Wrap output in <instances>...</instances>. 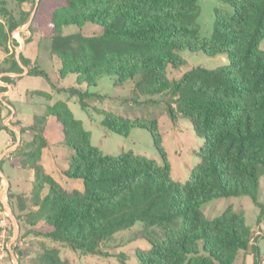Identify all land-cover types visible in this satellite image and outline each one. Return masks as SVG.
Segmentation results:
<instances>
[{"label": "trees", "instance_id": "1", "mask_svg": "<svg viewBox=\"0 0 264 264\" xmlns=\"http://www.w3.org/2000/svg\"><path fill=\"white\" fill-rule=\"evenodd\" d=\"M220 1L233 12L215 9L210 37L199 34L198 0L38 1L29 30L51 38L52 54L61 61L60 78L75 74L78 84L92 86L96 77L114 75L118 86L132 82L131 96L137 100L165 95L170 118H187L203 145L196 153L199 162L181 183L172 177L156 119L101 112V124L111 132L128 136L134 128L149 131L161 163L131 151L105 154L91 143V133L66 102L47 106L38 118L40 127L33 126V141L17 151L21 167L34 171L31 198L38 208L26 214L31 232L74 251L104 255L105 241L140 221L144 230L139 236L148 248L135 251L137 264H234L247 253L258 263L255 231L243 212L228 207L208 219L201 210L223 197L247 195L258 202L264 175V0ZM0 5V49L7 51L12 32L24 24L28 11L15 20ZM90 23L99 26L96 34L85 33ZM70 25L78 31L63 34V27ZM185 50L212 57L225 54L230 66L193 67L169 78V67L185 63L180 54ZM70 91L87 108L85 94ZM47 116L58 121L64 144L73 150L63 175L82 181L83 190L65 189L40 162ZM151 227H158L161 235ZM36 259L39 264H72L50 247Z\"/></svg>", "mask_w": 264, "mask_h": 264}, {"label": "rangeland", "instance_id": "2", "mask_svg": "<svg viewBox=\"0 0 264 264\" xmlns=\"http://www.w3.org/2000/svg\"><path fill=\"white\" fill-rule=\"evenodd\" d=\"M1 3L8 8L9 12H12L15 20L22 18L21 12L28 11V14L24 17V23L33 20L37 9V7L35 8V0L33 3L28 4L27 9H22V4L19 0H0ZM198 5L200 13L197 17V24L199 26V34L203 37H210L214 31L216 8L228 14L233 12L230 5L220 0H198ZM47 7L50 6L47 5ZM17 31L19 32V29L15 30V32ZM77 31L78 28L74 25L63 27V34H71ZM98 31L99 26L91 23L86 25L85 33L96 34ZM260 48L264 50V40L261 42ZM51 50V39L43 37L39 42L36 63L40 69L45 71L46 75L32 74L34 76L32 84L46 93L41 95L34 94L27 99L37 107V110L40 111L42 104L48 106L49 104H55L57 101H65L75 118L81 120L83 127L91 133V143L105 154L118 155L123 151H131L134 154H140L161 163V157L149 131L143 128H134L128 136L111 132L101 124L103 118L101 112H111L131 119L136 117L156 119L160 121L159 129L163 137V147L171 165L172 177L181 183H185L188 180L191 170L199 162V157L196 153L203 145V139L196 135L192 124L187 118L181 115H177L174 120L170 118L165 105L169 97L165 95L141 96L137 100L131 96L132 82L128 81L124 86H118L114 75L98 76L95 79L96 84L92 86H88L86 83L78 84L77 76L63 81L58 74L61 68V61L56 55L52 54ZM180 54L185 63L176 68H168V76L171 79L179 78L185 71L193 67L216 69L230 66L228 57L225 54L212 57L202 52H191L188 50L182 51ZM51 81H54L55 84ZM60 87L65 89L62 90ZM71 89H77L80 93L85 94L83 99L87 108L81 106L80 95L71 93ZM162 115L167 116V119L162 121ZM56 124L61 128L58 123ZM32 141L33 139L30 142ZM26 145L24 144L20 148H24ZM63 147L65 148L63 154L66 155L65 158L69 161L73 150L66 144H63ZM63 166L67 168L68 162H64ZM2 168L12 184L16 178L22 180V183L26 186L34 180V171L31 168L16 170L9 163H5ZM15 201L18 206L22 202L24 204L22 205L23 208L29 207L26 214L35 212L31 208L34 206L32 199H23V197L19 196ZM228 207H232L234 211L243 212L247 225L259 233L254 235V241L258 240L259 249L257 264H264L262 262L264 257V175L260 177L258 202H255L247 195L223 197L205 203L202 205L201 210L206 218L213 219L221 215ZM21 221L23 225H26L29 219L24 215ZM40 225L42 224H38V226ZM32 230L24 229L19 238L11 243V250L16 261L20 262V264H39L36 259L37 255L31 257L29 256L30 253L26 251L29 245H33L29 235ZM143 230L144 224L138 221L128 229L116 232L111 239L103 243L102 250L106 252L104 255L84 254L81 251H74L58 241L49 238L44 240L47 247L58 248L60 255L69 259L72 264H137L138 260L135 251L148 248L147 241L139 236ZM150 230L154 231L156 235H161V230L158 227H151ZM31 233L33 237H38L33 232ZM1 263L13 264L11 255ZM234 264H243V260L239 261L238 259ZM252 264H254V257Z\"/></svg>", "mask_w": 264, "mask_h": 264}, {"label": "crops", "instance_id": "3", "mask_svg": "<svg viewBox=\"0 0 264 264\" xmlns=\"http://www.w3.org/2000/svg\"><path fill=\"white\" fill-rule=\"evenodd\" d=\"M38 1L39 0H35V6L38 4ZM28 4L29 2L22 3V9H27ZM31 22L32 21L29 20L28 23H24L17 27L15 30L19 29V32H15V30L12 32V36L8 41L7 51L0 49V87L2 88L0 90V207L8 215L10 224L9 252L13 264H20V262L16 261L14 257L10 247L11 243L19 238L24 229H31L27 223L23 225L21 221L24 215H26L29 207H25L22 210V205L24 204L20 202L18 206L15 204V200H17L19 196L23 197V199H32L33 181L26 186L22 183V180L16 178L13 182L14 187L10 179L3 172L2 166H4L5 163H9L16 170L23 168L20 165L21 159L17 156V151L20 147H23L24 144L29 143L37 134L33 126L36 125L37 128L40 127L41 124L40 122L38 123V118L44 116L47 108V106L42 104L39 111L34 104L27 100L29 96L34 94L41 95L46 93L41 89H37V87L32 84V78H34L32 70H42L36 63L38 57L37 50L40 40L43 37H49L39 32H31L29 30ZM85 28L86 26L84 27V31ZM75 76V74H69L65 78H60V76L59 78L65 81ZM51 82L55 84L54 81ZM60 88L62 90L65 89L64 87ZM48 106H50V104ZM166 117L167 116L162 115V121L167 119ZM159 122L160 121H158V126H160ZM56 123H58V121L53 116H47L44 119L42 136L46 141V145L41 150L40 162L45 171L65 189L83 190L82 181L69 179L63 175V170L67 169L63 164L64 162L69 163V161L65 158L66 155L63 154L65 148L63 147L62 130ZM46 192L47 189H44V193ZM22 201L24 202V200ZM31 208L36 210L38 207L34 205ZM41 223L42 221H38V224ZM256 234L259 233L255 232V235ZM29 235L31 236L30 238L32 239L33 245H29L26 251L30 253L29 256L31 257L38 256L40 252L47 247L44 240L46 238L33 237L31 232ZM257 242L258 240L254 243L258 246ZM241 256L242 255H240L238 259L239 261L242 259L243 264L253 263L252 253L244 254L242 258Z\"/></svg>", "mask_w": 264, "mask_h": 264}, {"label": "built area", "instance_id": "4", "mask_svg": "<svg viewBox=\"0 0 264 264\" xmlns=\"http://www.w3.org/2000/svg\"><path fill=\"white\" fill-rule=\"evenodd\" d=\"M9 220L8 215L0 207V262L9 258Z\"/></svg>", "mask_w": 264, "mask_h": 264}]
</instances>
